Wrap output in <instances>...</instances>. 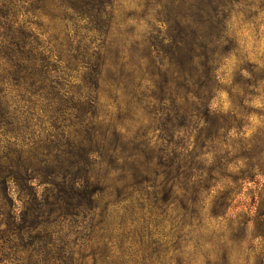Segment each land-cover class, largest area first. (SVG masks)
Listing matches in <instances>:
<instances>
[{
	"label": "trees",
	"instance_id": "16d2710c",
	"mask_svg": "<svg viewBox=\"0 0 264 264\" xmlns=\"http://www.w3.org/2000/svg\"><path fill=\"white\" fill-rule=\"evenodd\" d=\"M123 3L0 0L6 232L35 233L45 264H194V250L203 253L214 240L224 254L203 253L204 259L226 264L215 225H224L232 185L213 196L209 211L198 205L221 167L197 184L193 155L150 143L146 131L125 140L115 114L118 90L126 96L128 86L140 104L211 94L224 64L223 24L208 20L214 35L200 43L201 36L183 34L160 54L151 40L128 38L131 30L118 18ZM23 191L30 198L18 199V212L13 195ZM24 251L28 264H39Z\"/></svg>",
	"mask_w": 264,
	"mask_h": 264
},
{
	"label": "rangeland",
	"instance_id": "374dc122",
	"mask_svg": "<svg viewBox=\"0 0 264 264\" xmlns=\"http://www.w3.org/2000/svg\"><path fill=\"white\" fill-rule=\"evenodd\" d=\"M203 1L123 0L118 18L125 24L122 28L131 30L128 38L151 40L155 44L152 50L160 54L183 34L195 39L201 36L197 39L200 43L209 34L214 35L208 20L222 23L220 52L224 64L215 89L206 97L194 94L185 100L170 95L167 105L158 101L148 104L146 100L140 104L131 86L126 96L119 89L117 128L125 140L146 131L150 143L169 144L170 148L174 144L178 146L173 150L176 153L193 155L197 184L221 167L216 174L219 182H212L215 187L198 205L209 211L213 196L232 185L224 225H215L223 234L226 264H264V0ZM202 6L204 12L199 8ZM235 178L238 180L232 183ZM37 190L44 194L42 187ZM28 193H14L18 212V199L30 198ZM207 227L205 237L215 229L212 223ZM6 230L5 215H0V264H28L25 249L32 251V259L45 264L41 259L46 253L37 248L41 239L35 233L20 236L17 231ZM216 230L214 239L219 235ZM215 243L203 253L212 257L224 254ZM203 253L194 250V264H207Z\"/></svg>",
	"mask_w": 264,
	"mask_h": 264
}]
</instances>
